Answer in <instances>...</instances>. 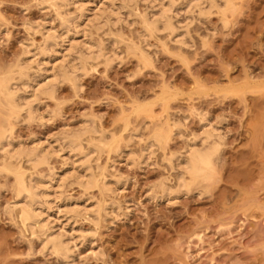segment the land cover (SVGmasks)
<instances>
[{
  "label": "rangeland",
  "instance_id": "1",
  "mask_svg": "<svg viewBox=\"0 0 264 264\" xmlns=\"http://www.w3.org/2000/svg\"><path fill=\"white\" fill-rule=\"evenodd\" d=\"M46 1L0 0V76L16 82L17 74L8 72L28 63L30 75L44 67L50 76L54 67L56 72L68 67L82 54H92L89 69L78 72L77 88L54 81L53 96L39 94L34 121H27L25 111L12 119L0 104V129L11 126L12 149L33 140L50 141L56 148L50 165H41L37 173L56 177L54 188L60 185L53 195L59 201L44 207L43 218L70 242V263L264 264V0H229L234 8L224 13L228 0H133L128 8L120 0H78L64 9L78 17L74 11L83 7L86 17L68 34ZM161 2L174 5L170 21L177 31L173 35L160 28L149 36L142 14L149 17ZM111 5L113 12L121 6L117 15L109 11ZM48 33L56 34L57 45L49 47L46 57L41 51ZM86 45L92 46L85 50ZM93 55L101 59L93 61ZM16 84L13 90L20 87ZM201 114L215 135L209 143L219 144L220 153L210 179L176 193L177 176L184 173L177 164L188 144L196 139L198 147L208 145L198 137L205 128ZM85 125L99 128L114 143L90 151L89 161L78 155L81 151L70 153L63 142L64 135ZM165 131L171 139L161 147L152 137ZM84 137L85 149L89 134ZM83 159L93 168L87 173L101 174L100 181L107 177L110 191L101 186L85 191L75 180L90 167ZM22 165L30 166L24 160ZM60 175L68 178L63 184ZM14 179L0 172V264H66L64 257L45 249L40 233L39 238L21 224L18 209L9 213L17 193ZM164 187L171 192L163 194ZM83 205L92 210L86 216L74 213Z\"/></svg>",
  "mask_w": 264,
  "mask_h": 264
},
{
  "label": "bare ground",
  "instance_id": "2",
  "mask_svg": "<svg viewBox=\"0 0 264 264\" xmlns=\"http://www.w3.org/2000/svg\"><path fill=\"white\" fill-rule=\"evenodd\" d=\"M108 2H110L109 4H116V0H107ZM123 4H127L125 6V8H128L130 6H128V3L131 2L133 0H120ZM136 2V0H134ZM152 1V0H151ZM155 1V0H154ZM162 1V0H160ZM191 1V0H190ZM196 1V0H194ZM49 2L48 4H50V6L52 7H55L56 9V13L58 16H60V24H61V27H63L64 31L67 33V31L69 30V28L71 27V25H73V27L75 26L76 28H79L80 27V24H81V21L83 19V17H86L85 15V11L83 10V7L82 10L81 8L79 9L80 6H78L76 8V11H79V14L78 17L77 16H70V12L69 14H67V10H65L64 8H68L70 5H76L78 3V0H48L46 1V3ZM102 2V0H101ZM119 2V1H118ZM103 3V2H102ZM101 3V5H102ZM120 3V2H119ZM170 2H168L166 5L165 3H162L161 2V8L158 10V11H152V13L149 14V17L144 14H142V23L144 24V30L148 33V35L152 36V34L157 31H160V28L164 30H168L169 32H171L173 34L174 30L175 32L177 31L175 26H173L172 22L170 21L171 20V15H170V12L172 11V8L174 5L170 4ZM191 3V2H190ZM197 3V2H195ZM105 4V3H104ZM122 4V5H123ZM218 4V3H217ZM236 4V3H235ZM47 5V4H46ZM120 5V4H119ZM131 5V4H130ZM198 5H200V3H198ZM197 5V6H198ZM45 6V5H44ZM48 6V5H47ZM115 5H111V8H110V12H112V14H115L117 10H119L121 8H118L116 11H112L113 8H114ZM124 6V5H123ZM172 6V8H171ZM196 6V5H195ZM153 7L156 9V7L153 5ZM152 7V8H153ZM190 7V6H189ZM99 8V7H98ZM109 8V7H108ZM117 8V7H115ZM225 8V9H224ZM222 8L221 12H223L224 10L227 11V10H232L234 8V5L232 4L231 1H227L226 2V5L225 7ZM63 9V11H62ZM69 9V8H68ZM65 10V13L67 14H64L62 12H64ZM98 10V9H97ZM87 11V10H86ZM102 11V10H101ZM107 11V12H109ZM128 11V10H127ZM224 11V12H225ZM99 14V10L97 11ZM104 12V11H102ZM106 12V10H105ZM109 12V14H111ZM142 12V11H141ZM223 12V13H224ZM101 13V12H100ZM140 13V12H139ZM73 15V14H72ZM75 15V14H74ZM96 15V14H95ZM94 15V17H95ZM107 15V14H106ZM117 15V13L115 14ZM151 15V16H150ZM170 15V16H169ZM99 16V17H98ZM103 16V14H102ZM100 18V15H96V18ZM78 18V19H77ZM88 18V17H87ZM96 18H94V20H96ZM172 18H173V15H172ZM106 18L102 19V20H105ZM108 19V18H107ZM93 20V19H92ZM93 20V21H94ZM99 20V19H98ZM107 22V20H106ZM108 22L110 23V20H108ZM105 23V22H104ZM112 23V22H111ZM174 23V22H173ZM99 25V24H98ZM110 25V24H109ZM113 25V23H112ZM162 25V27H161ZM28 26V24H27ZM31 26V25H30ZM32 28H34L33 26H31ZM36 27V26H35ZM112 27V26H111ZM29 28V27H28ZM30 28V29H32ZM36 30V28H34ZM32 29V30H34ZM38 31V30H37ZM144 31V32H145ZM162 31V30H161ZM35 32V31H34ZM49 32V31H48ZM145 32V34H146ZM158 33V32H157ZM51 33H48V36L45 37V45L44 47H42V51H41V54H44L46 55L47 57V51L49 50V47H53V45H57L56 44V34H51ZM68 34V33H67ZM175 34V33H174ZM173 34V35H174ZM177 34V33H176ZM44 35V34H43ZM64 35V33H63ZM143 35H141L142 37ZM146 36V35H145ZM145 36H143V41H145ZM67 37V36H66ZM66 37H63L66 39ZM148 39V37H146ZM64 39V40H65ZM63 40V39H62ZM180 41V40H179ZM104 42V41H103ZM115 42V41H114ZM146 42V41H145ZM72 43V42H71ZM144 43V42H143ZM142 43V44H143ZM141 44V45H142ZM27 45V44H26ZM71 45V44H70ZM74 45V44H73ZM85 45V44H84ZM88 45V44H87ZM87 45H86V49H88L89 47H91L89 45V47L87 48ZM105 45V44H104ZM102 44V46H104ZM146 45V44H145ZM31 46V45H30ZM135 46V45H134ZM137 47V46H135ZM93 48V47H92ZM103 50V47H101ZM139 48V46H138ZM142 48V47H141ZM140 49V48H139ZM25 52L24 54H28L30 53V49H28V46L25 47ZM70 50V49H69ZM100 50V51H101ZM105 48H104V52L102 53H105ZM135 50V49H134ZM90 51V50H89ZM99 51V50H98ZM137 51V50H135ZM144 51V50H143ZM43 52V53H42ZM49 52V51H48ZM70 52V51H68ZM92 52V51H91ZM147 52V51H146ZM32 53V52H31ZM84 53V52H83ZM93 53V52H92ZM141 55V52H139ZM36 54V53H35ZM34 54V55H35ZM79 54V53H78ZM81 54V53H80ZM90 54V53H88ZM106 54V53H105ZM114 55L116 54L115 52L113 53ZM145 53H143V57H146L144 56ZM86 55V56H85ZM85 55H81L79 57V61L77 60V62L74 61V58L71 59V61H69V64H68V67L67 66H63L61 67V69L59 71L56 72L55 70V67H54V71L50 70L51 72H53L50 76L53 77L51 79V77L49 76L48 72L49 70L48 69H43L42 67H38L39 69L32 75L29 74V71H28V64H27V67L22 65H17V70H15V72H8V73H16L17 74V77L15 76L14 74V78L16 80V82H14L15 80L12 81L13 77H6L7 75H5V77H2L0 78V104L1 106L5 105L3 108H8V110L6 111L7 113H9V116L12 117V119H18L19 115H21V112L25 111L26 113V119L27 121L31 122V121H34L37 119V116H36V112L38 110H35V104L37 100V97H39L38 95L39 94H42V95H49V96H53L54 95V88H53V85H55V83L53 84V82L58 81L61 83V81H69V82H72L73 86H76L77 88V82H78V72L79 74L83 71L87 72L86 70H88L89 68H87V63H89V61L91 60V58L89 59L90 56H92V54L89 56H87V54ZM102 58H107L106 55L104 54H101ZM65 56V55H64ZM68 56V55H67ZM79 56V55H78ZM94 56V55H93ZM100 56V54H99ZM98 55L93 57V61L95 60H98ZM150 56V55H149ZM66 57V56H65ZM114 57V56H113ZM62 58V57H61ZM77 58V57H76ZM101 59V57H99ZM141 58V57H140ZM147 58V57H146ZM145 58V59H146ZM89 59V61H88ZM112 59V58H111ZM144 59V58H143ZM144 59V60H145ZM73 60V61H72ZM106 60V59H105ZM147 60V59H146ZM63 61V60H62ZM66 61V60H65ZM88 61V62H87ZM103 61V60H102ZM148 61V60H147ZM149 61H151L149 59ZM20 62V61H18ZM28 62H31V61H28ZM91 62V61H90ZM107 63L108 62V59L106 61ZM112 62V61H110ZM23 63V62H22ZM25 63V61H24ZM47 63V61H46ZM45 63V64H46ZM64 63V61L62 62ZM94 63V62H92ZM18 64V63H17ZM91 64V63H90ZM148 64V63H147ZM150 64V63H149ZM39 66V65H38ZM89 66V65H88ZM91 66V65H90ZM89 66V67H90ZM94 65H92L91 67H93ZM148 66V65H147ZM53 67V66H52ZM32 69V67H31ZM52 69V68H51ZM10 71H13V70H10ZM83 72L81 74H83ZM4 73V72H3ZM5 74V73H4ZM7 74V73H6ZM85 74V73H84ZM12 76V75H11ZM13 82V83H12ZM20 83V87H16L17 89H12L13 86L12 84L14 85V83ZM53 84V85H52ZM17 85V84H16ZM19 85V84H18ZM59 85V84H57ZM56 88V87H55ZM41 96V95H40ZM160 100V99H159ZM159 102V101H158ZM161 102V101H160ZM3 104V105H2ZM37 108V107H36ZM140 110V109H139ZM139 112V111H138ZM203 113V112H202ZM170 114V113H169ZM42 115V114H41ZM205 114H201V122L203 123V126L202 127H205L203 132H201V134L198 136L200 137V141L202 142L201 144L203 146H205V144H208L206 147H198L196 145V143H194L195 141H197L196 139L193 140H190L192 141L193 143L192 144H188L187 146V150L185 151L186 155L184 156V158H182V162H179L178 160V164L177 165H181L184 173L182 174L180 172V174H178V178H177V190H175L176 193H181V192H184V193H187L186 191L189 190V187L191 186V184H193L195 181L197 182V180H205V179H210L212 177V173L214 171V168H215V162H216V158L217 156L219 155L220 153V145L217 144L216 142H212V143H209V141L215 136L212 131L209 130V128L212 130L211 126L209 125L208 126V122L207 121V115L204 117ZM14 117V118H13ZM9 119V118H7ZM6 120V119H5ZM129 120V119H128ZM177 120V119H176ZM12 121V120H11ZM14 121V120H13ZM16 121V120H15ZM7 122V121H6ZM127 122V121H126ZM95 123V122H94ZM173 124V123H172ZM6 125V124H4ZM95 125V124H94ZM202 125V124H201ZM172 126V125H171ZM208 126V128H207ZM96 127V126H95ZM6 128V127H5ZM173 128V127H172ZM99 129V128H98ZM98 129L94 128V126L92 127L91 125L90 126H84L82 128L81 131L76 132L75 133H72V134H66L63 136V142L64 144L66 145V149L71 153H75V151L79 152L80 154H77L82 156L81 153L84 154V157L87 158V161L89 156H90V151H91V154H93V152H96V150H100L102 148H112L113 146V141H107L105 140V136L102 135L103 133L100 131H98ZM165 129V128H163ZM15 130V129H14ZM80 130V129H79ZM102 130V129H101ZM11 131V126L7 127L6 129H0V151L2 153H4L3 155L5 156V160L3 159V163H1V167H0V172H5L7 174H12L14 175L15 179H16V182H17V186H16V191L17 193L15 194L16 195V198H15V201H14V204L12 203L13 206H9V213L13 212V210L17 211L18 209V212H17V215L19 217V219L21 220V224H23L28 232L30 230V233L31 234H35L37 233L36 235L40 236V237H43L41 238L42 240V244H44L45 246V249L47 250H51L52 252L54 251V253L64 257V261L66 264H71L70 263V259H71V255L70 253L72 252L70 250V242L68 243L67 240H64V237H62L63 235H59L58 232H54V226H50V224L52 225V222L50 223V219H49V226H48V223L46 224L44 221V218H43V210H44V207H46V209H50V205L51 203L53 204V202L55 203L56 200L59 201V197L57 196H53L56 194V191L54 189H56L57 191L59 190V186H57L56 188H54V180L56 179V177H53V173H52V177L51 178L50 176H47L46 174L43 173V175H40L38 174V167H40L41 165H50L48 164L49 162V156H51V152L53 151L52 149V145L53 144H50L49 142H47V144H43L42 141L40 142L39 140L36 141V140H33L32 141V144L30 145H26L25 147L22 146L20 143V146L15 148V149H12L11 146H12V141L9 140L10 138V135L9 133ZM69 132V131H68ZM110 132V131H109ZM135 132V131H134ZM67 133V132H66ZM100 135V137H95L94 135L98 134ZM86 134H89V137L87 142L86 143V146L88 144V150L87 151H84V144L83 143V140H85L84 136ZM172 134V133H171ZM216 134V133H215ZM139 135V134H138ZM88 136V135H87ZM140 136V135H139ZM219 135H217L216 137H218ZM84 137V138H83ZM86 138V139H87ZM108 138V137H107ZM153 138V142L161 147H163L164 145L167 144L168 142V139H171L169 137V134L165 131V132H159V133H156L154 134V136L152 137ZM114 139V137H113ZM112 139V140H113ZM129 139H131L129 137ZM199 139V138H197ZM132 140V139H131ZM189 141V142H190ZM57 142V141H56ZM55 142V143H56ZM149 143H151L149 141ZM153 143V144H154ZM5 144H7V146H5ZM84 145V146H83ZM148 145V144H147ZM151 146V144H149ZM61 147V146H60ZM147 147V146H146ZM65 148V147H64ZM63 148V150H64ZM148 148V147H147ZM150 148V147H149ZM60 149V148H59ZM62 149V148H61ZM56 150V148L54 149V151ZM95 150V151H94ZM111 150V149H110ZM142 150V149H141ZM144 150V149H143ZM58 151V150H57ZM89 151V152H88ZM93 151V152H92ZM112 151V150H111ZM147 151V149H146ZM152 151V150H151ZM0 152V153H1ZM59 152H61L59 150ZM145 152V150L143 151V153ZM148 152V151H147ZM56 153V152H54ZM58 153V152H57ZM150 153V152H149ZM56 155V154H55ZM59 155V154H58ZM75 155V154H74ZM89 155V156H88ZM179 155V154H178ZM63 157V156H62ZM174 157V156H173ZM178 157V156H176ZM4 158V157H3ZM74 158V157H73ZM83 158V157H82ZM171 158V157H170ZM180 158V157H179ZM176 159V158H175ZM26 161V163L30 164V166L24 168V164L22 165V161ZM80 161V159H79ZM83 163L86 161V160H82ZM181 161V160H180ZM81 162V161H80ZM79 162V163H80ZM115 162V161H114ZM76 163V162H75ZM87 163V162H85ZM91 163V162H90ZM89 165V163H87ZM110 164V163H109ZM46 165V166H47ZM84 165V164H83ZM113 165V164H112ZM111 165V167H112ZM90 167H86L84 168L82 171H79L80 174L78 173V176H77V179L75 180H78L77 182H79L83 188L85 189V191L87 189H94L95 187H100L101 188H104V190L108 189L107 186L109 185L106 180L104 178H107L106 176L103 175V179L100 181V178H102V175L99 174V173H94L93 170H91L92 172L91 173H87L88 172V169L92 168L91 165H89ZM176 167V166H175ZM28 168V169H27ZM52 168V167H51ZM50 168V169H51ZM83 168V166H82ZM96 168V167H95ZM98 168V167H97ZM99 168L100 165H99ZM105 168V167H104ZM180 168V167H179ZM38 169V170H37ZM89 169V171H90ZM93 169V168H92ZM107 169V168H106ZM37 170V171H36ZM49 170V169H48ZM51 170H54V169H51ZM50 170V172H51ZM74 170V169H73ZM105 170V169H104ZM29 171V172H28ZM47 173L48 175L50 174ZM54 172V171H52ZM66 172V171H65ZM68 172V171H67ZM66 172V173H67ZM100 172V171H99ZM41 173V172H40ZM71 173V172H70ZM75 173V171H74ZM106 173V172H105ZM188 174L191 178V180H186L184 175ZM104 174V173H102ZM46 175V176H44ZM71 175V174H70ZM106 175V174H105ZM67 175H65L64 177H66ZM75 176V175H74ZM75 176V177H76ZM101 176V177H100ZM71 177V176H70ZM100 177V178H99ZM60 178L59 179L60 181H62V184L65 182L64 179H68L67 177L66 178H63V175H60ZM14 179V180H15ZM57 180V179H56ZM59 180L57 182H59ZM105 180V181H104ZM67 181V180H66ZM59 184V183H58ZM58 184H55V185H58ZM62 186V185H61ZM81 186V187H82ZM112 186V185H111ZM166 186V185H165ZM170 186V185H169ZM109 187V186H108ZM101 190V189H100ZM104 190H101V191H104ZM107 190V191H108ZM15 191V192H16ZM110 191V190H109ZM112 192V191H111ZM171 191H169L168 188L164 187L163 188V194H169ZM62 193V192H60ZM173 193V192H172ZM57 195V194H56ZM60 195V194H59ZM53 198V199H52ZM58 198V199H57ZM160 198V197H159ZM55 200V201H54ZM62 200V199H61ZM88 201V200H87ZM77 204V203H75ZM56 205V204H55ZM74 205V204H73ZM80 205V204H79ZM85 205V204H84ZM81 206V209L84 207ZM59 206V205H58ZM75 206V205H74ZM73 206V207H74ZM17 207V208H16ZM77 205L74 207L76 208ZM91 207V206H90ZM65 208V207H64ZM70 208V207H69ZM80 207H78V211L77 210H74L76 212V214L78 215H82V216H86V214L88 213V209L90 208H86V210H84L85 208H83V210L79 209ZM101 208V207H100ZM77 209V208H76ZM107 209V208H105ZM58 210V209H57ZM92 210V209H90ZM89 210V211H90ZM99 210V209H98ZM49 211V210H48ZM105 211V210H103ZM58 212V211H57ZM64 212V211H63ZM70 212V210H69ZM68 212V213H69ZM60 213V212H59ZM65 213V212H64ZM73 213V212H72ZM15 214V212L13 213ZM12 214V215H13ZM45 215V214H44ZM47 215V214H46ZM91 215V214H90ZM73 216V215H72ZM75 216V215H74ZM49 217V215H48ZM90 217V216H89ZM88 217V219H89ZM71 219V218H69ZM19 220V221H20ZM48 221V219H46ZM59 220V219H58ZM68 220V219H67ZM93 221V219H91ZM96 219H94L95 221ZM46 221V222H47ZM22 225V226H23ZM23 226V227H24ZM57 228V227H56ZM26 230V229H25ZM61 234V233H60ZM65 234V233H64ZM38 236V237H39ZM85 236V235H84ZM39 237V238H40ZM40 240V239H39ZM73 247V246H72ZM73 264V263H72Z\"/></svg>",
  "mask_w": 264,
  "mask_h": 264
}]
</instances>
